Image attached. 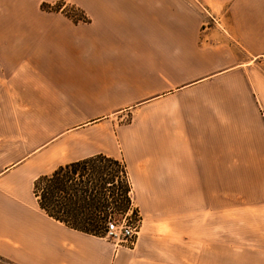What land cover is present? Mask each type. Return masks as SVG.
I'll list each match as a JSON object with an SVG mask.
<instances>
[{
  "label": "crops",
  "instance_id": "crops-1",
  "mask_svg": "<svg viewBox=\"0 0 264 264\" xmlns=\"http://www.w3.org/2000/svg\"><path fill=\"white\" fill-rule=\"evenodd\" d=\"M57 1L0 0V257L263 264L225 233L224 184L264 166V0H62L85 21L41 5ZM96 154L125 167L131 249L33 194L38 176Z\"/></svg>",
  "mask_w": 264,
  "mask_h": 264
},
{
  "label": "trees",
  "instance_id": "trees-1",
  "mask_svg": "<svg viewBox=\"0 0 264 264\" xmlns=\"http://www.w3.org/2000/svg\"><path fill=\"white\" fill-rule=\"evenodd\" d=\"M47 215L71 229L99 235L104 212L113 206L125 212L129 184L123 163L102 154L60 165L40 175L32 188ZM0 261L11 262L0 257Z\"/></svg>",
  "mask_w": 264,
  "mask_h": 264
},
{
  "label": "rangeland",
  "instance_id": "rangeland-1",
  "mask_svg": "<svg viewBox=\"0 0 264 264\" xmlns=\"http://www.w3.org/2000/svg\"><path fill=\"white\" fill-rule=\"evenodd\" d=\"M41 5L48 11H60L72 19L86 20L81 12L62 0ZM259 63V67L264 72V60H260ZM128 197L131 208L137 211L130 192ZM224 198L225 233L231 234L233 241L239 245L242 259L261 261L264 264V166L260 172H256L250 184H224ZM111 207L104 212V222L109 214L114 213L115 218H119L123 213ZM98 236L104 238L100 233ZM0 264L7 263L0 261Z\"/></svg>",
  "mask_w": 264,
  "mask_h": 264
},
{
  "label": "built area",
  "instance_id": "built-area-1",
  "mask_svg": "<svg viewBox=\"0 0 264 264\" xmlns=\"http://www.w3.org/2000/svg\"><path fill=\"white\" fill-rule=\"evenodd\" d=\"M113 214L106 217L100 234L108 239L114 248H133L140 231L141 219L138 212L129 204L119 218H115Z\"/></svg>",
  "mask_w": 264,
  "mask_h": 264
}]
</instances>
